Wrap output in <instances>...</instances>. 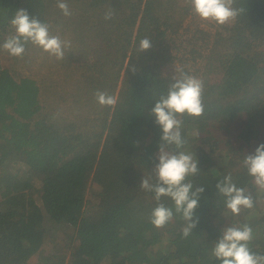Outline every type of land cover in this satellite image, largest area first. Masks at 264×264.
Listing matches in <instances>:
<instances>
[{"label": "trees", "instance_id": "16d2710c", "mask_svg": "<svg viewBox=\"0 0 264 264\" xmlns=\"http://www.w3.org/2000/svg\"><path fill=\"white\" fill-rule=\"evenodd\" d=\"M65 2L71 15L57 0H0V45L19 9L68 42L63 58L52 60L40 46L25 44L21 62H43L51 75L42 79L36 72L17 78L0 63V264H220L212 247L226 228L217 221L229 210L216 184L235 174L238 187L253 188L252 177L235 171L239 158L231 155L239 140L244 149L254 140L264 143V0H233L237 14L228 34L199 25L195 30L206 34L211 51L199 78L203 111L177 114L185 144L166 146L192 151L198 162L199 172L187 179L204 191L187 237L182 229L188 221L176 213L174 201H157L140 182H156L162 131L151 109L181 71L190 74L187 63L168 73L160 65L165 56L176 60L168 41L188 30L191 6L186 0ZM107 10L114 12L111 20L104 19ZM143 38L151 48L139 51ZM192 38L182 34L174 49L193 55L198 45ZM49 90L56 99L51 107L44 102ZM97 90L115 104L101 106ZM240 118L241 139L232 141L230 126ZM220 158L228 162L220 165ZM13 161L30 167L33 178L13 171ZM92 181L101 188L89 210ZM159 203L173 210L161 228L150 222ZM237 219L228 227L247 224ZM247 225L253 230L249 247L264 254V214ZM65 226L73 230L68 242L59 238Z\"/></svg>", "mask_w": 264, "mask_h": 264}, {"label": "clouds", "instance_id": "9594fccd", "mask_svg": "<svg viewBox=\"0 0 264 264\" xmlns=\"http://www.w3.org/2000/svg\"><path fill=\"white\" fill-rule=\"evenodd\" d=\"M188 3L200 18L218 24L226 23L237 14L232 7L233 0H188ZM57 7L64 15H71L65 0H57ZM113 16L114 12L107 10L104 19L111 20ZM11 25L15 29V35H10L0 45L10 55L22 56L25 44L31 41L57 59L63 58L64 48L68 42L62 41L59 36L50 35L49 26L38 18L31 17L27 10H17L11 19ZM150 48L151 42L148 38L139 41V51ZM202 88L201 80L181 71L179 78H175L170 85L167 94L156 101L151 109V115L155 117L154 122L162 131L161 143L158 146V162L154 164L156 182H150L147 177L142 178L140 182L141 189L153 192L157 201L162 197H169L174 201L176 213H181L184 220L188 221L182 229L185 237L190 235L195 227L196 221H193V216L204 188L194 189L193 184L187 179L199 172L198 162L193 155L185 151H168L166 146L175 145L176 149L183 148L185 141L181 133L182 121L177 118V114L198 116L202 113ZM95 96L101 106L115 104V99L105 91L97 90ZM243 165L247 174L253 178L255 186L264 190V143L259 144L253 153L243 159ZM216 188L226 198V208L234 215H239L242 207L251 208L254 205L251 194H246L244 188L238 187L233 182L231 174L218 181ZM172 218L173 210L163 203H159L150 214V222L157 228L165 226ZM252 239L253 230L247 224L226 227L219 239L214 242L212 255L220 264H264V254L253 252L249 247Z\"/></svg>", "mask_w": 264, "mask_h": 264}, {"label": "rangeland", "instance_id": "374dc122", "mask_svg": "<svg viewBox=\"0 0 264 264\" xmlns=\"http://www.w3.org/2000/svg\"><path fill=\"white\" fill-rule=\"evenodd\" d=\"M188 0H186L187 2ZM185 2V3H186ZM190 5V4H189ZM191 6V5H190ZM188 17H187V21L186 24L188 25V30H184V31H180L178 34H174L173 37H170V40L168 41V43L170 45L173 46L172 49V54L173 56L177 57L176 60L174 62L167 61V56H165L166 61L165 63L161 64L160 66L162 67V70L164 72H175V67H182V65L184 63H187L188 65V71L190 72L189 75H193L196 78H200L201 74H204V69L207 67V65L210 62V56H211V51H209L210 46H208V44H206V38H205V33H197L195 32L197 26L199 25L200 28H205L208 29L210 32H212L213 34L218 30V32L220 33L221 31H224L228 34L227 29H231L234 26V22L235 19L231 18L229 19L226 23L224 24H218L215 21L212 20H206V19H202L200 18L192 9L191 7V11H189L188 13ZM196 16V17H193ZM192 37L195 36V38H192L190 41L193 43H196L198 46L195 47L196 48V53H194L193 55H188L184 54L183 56L181 55V53L177 52L174 48V46H177V44L180 42L179 37L183 34H187ZM2 37H4V39H7L10 35H15V29L12 27L10 32H5V33H1ZM198 37L200 39H198ZM203 37L205 39H203ZM205 40V41H203ZM205 45V46H204ZM211 45V44H210ZM180 55H178V54ZM54 55H51V59L53 58ZM29 58V56H28ZM40 62H42L40 60ZM0 63L1 65H3V67L5 69H10L11 72L17 77L20 78V76L22 75H31L34 72H36V76L40 79H42L43 77H47L50 74V71L47 70L43 64V62L41 64H39V61L36 62V65L34 66H30L32 67V71L30 70V67H25L24 61L21 62V57L19 56H13L10 55L6 50H4L2 47L0 48ZM38 64V65H37ZM41 65V66H40ZM29 66V65H28ZM210 78H213V75L210 74L209 75ZM48 82H51V80H53V78H45ZM49 86V85H48ZM50 89V86H49ZM52 90H49L48 92H45L44 94V102L45 104L49 107L50 105H54L56 99L53 96V92H51ZM51 107V106H50ZM243 119L240 118L237 121L234 122V124L232 126H230V134L232 141H236L237 138L241 139L239 134H240V129L241 126L243 125ZM262 129V135H264V124L261 127ZM236 143V142H235ZM242 141L239 140V144L235 145V153H233L231 155V157H238L239 159L237 160V165L239 168H235V171H244L247 174V170L243 165V159L242 156L246 157L248 154L253 153L255 148L257 146H259V144L261 143L260 141L254 140L252 141V144H249L248 146L244 148L240 147L241 146ZM242 148V150H240ZM192 152V151H191ZM189 152V153H191ZM157 154H159V150L157 152ZM226 154V153H225ZM224 154V155H225ZM223 156V155H222ZM218 157V156H217ZM233 160H235V157L233 158ZM228 161H226V159H222L220 158V165L226 164ZM12 170L15 171L16 173H21L23 177L32 179L33 178V170L28 167V166H23L20 163H18V161H13L12 163ZM232 172V171H231ZM235 173V172H233ZM247 176H249L247 174ZM234 176L232 177L234 179ZM253 181V178H252ZM101 186L97 183L92 181L91 185H90V192L87 196V201H86V208L91 210L92 208V204L93 201L95 202V200L97 199L96 196V192L100 191ZM246 194H251L253 201H254V205L251 208H244L242 207L240 210L239 215H234L230 210L227 212H224L222 214V216H220L219 221H217L220 225H225V227H228V225L231 224H235L233 221H235V218H238L236 220V224H239L241 221L245 220L247 224H250L252 222H255L256 220H258V218L261 217V215L264 214V190H260L258 189L255 184L253 188H247L246 189ZM92 198V199H91ZM4 201V198L2 197L1 193H0V203ZM72 228L70 226H65L60 232V236L59 238L61 240H66L67 242L70 240L71 238V234H72ZM69 258L70 255H69ZM106 264V263H103Z\"/></svg>", "mask_w": 264, "mask_h": 264}]
</instances>
